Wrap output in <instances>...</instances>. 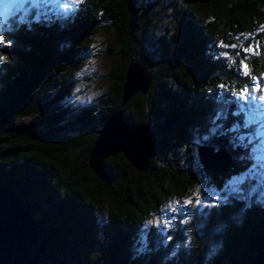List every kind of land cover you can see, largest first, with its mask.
<instances>
[{
	"label": "trees",
	"instance_id": "1",
	"mask_svg": "<svg viewBox=\"0 0 264 264\" xmlns=\"http://www.w3.org/2000/svg\"><path fill=\"white\" fill-rule=\"evenodd\" d=\"M51 14L0 27V185L36 220L30 250L42 244L40 264H249L264 248V195L229 190L213 204H188L187 219L151 227L143 245L136 230L166 196L181 198L195 181L223 193L224 178L252 164L258 124L238 91L264 71V0H82ZM165 16L168 24L156 23ZM103 22L120 62L104 101L75 109L65 102L73 70ZM243 33L251 39L236 37ZM217 40L233 42L230 56ZM248 42L254 52L241 47ZM239 57L249 71L239 72ZM130 58L145 66L148 87L121 104ZM117 109L128 123L146 122L155 142L145 169L117 152L102 158L100 178L87 157ZM198 146L222 148L226 161L206 166Z\"/></svg>",
	"mask_w": 264,
	"mask_h": 264
},
{
	"label": "rangeland",
	"instance_id": "2",
	"mask_svg": "<svg viewBox=\"0 0 264 264\" xmlns=\"http://www.w3.org/2000/svg\"><path fill=\"white\" fill-rule=\"evenodd\" d=\"M81 1L82 0H0V27L10 23L9 19L11 17H13L14 20H23L28 13L34 14V12L36 17L42 16L45 19L52 17L51 12L57 14V17H62L63 15H68ZM161 16H163V14H161ZM153 21H156V19ZM167 21L168 19L165 16L161 21H156V23L164 25L168 24ZM237 35L236 37H240L241 41L246 38L249 40L251 39L248 33ZM232 43V41L229 43L217 40V44L222 46L219 51L222 54H226V56H230L231 54L230 50L234 47ZM241 47L245 50L247 48L248 51L251 49L252 52L257 48V46L253 48L249 47V42ZM119 62L120 53L116 42L115 30L114 28H110L107 23L103 22L99 30L93 34L90 49L84 53L80 64L73 70L72 90L65 101L68 102L67 105L79 109L80 107L95 104L96 102H103L107 95L108 87L112 82L109 72L113 70ZM237 63H239L238 67L240 73L249 71L244 58L239 57ZM238 94L239 97H241V95L244 97L243 100L239 98L240 101L238 105L242 107L245 102L247 112L255 116L258 124L259 134L257 138L252 139L250 145L252 147L251 150L256 152L255 157L251 160L252 164L243 171L226 176L221 186L223 193L212 185H200L205 181H195L193 185L188 188V192L186 191L187 193L185 192L181 198L170 195L166 196L165 200L162 202L160 201L155 210H149L140 220L136 231L138 233V238L141 240H139L141 244H144L145 241H143V239L147 232L150 231L151 227L156 231L157 227L161 226L163 232L165 231L166 225L169 227L173 226L175 219H179L180 222L187 219L188 215L186 209L188 204L196 203L198 206L213 204L217 199L223 198L221 196H224L229 190L234 191L237 195H243L247 191L248 195H255L257 199L264 195V100L260 99V97L264 96V71L261 72V77H256V75L254 76L251 74L248 85L239 89ZM253 96L256 97L255 100L252 99ZM25 120L26 117L16 118L14 122L18 123ZM188 149L189 153L193 151L190 159H192V161L197 160L194 147L190 146ZM202 152L203 155L208 156L206 160L207 163L219 164V161H223V164L226 161L223 150L214 152L212 149L210 150V148H204ZM195 163L197 162L195 161ZM251 177L254 178L252 179L253 181L249 183L252 185L246 190V188H243V183ZM240 178H243L242 183L237 182ZM257 185H260V188H257ZM197 199H199V203L196 202ZM186 201L190 202L185 203ZM94 209L101 216L105 214L104 208L97 209V207H95ZM77 255L79 256V254Z\"/></svg>",
	"mask_w": 264,
	"mask_h": 264
},
{
	"label": "water",
	"instance_id": "3",
	"mask_svg": "<svg viewBox=\"0 0 264 264\" xmlns=\"http://www.w3.org/2000/svg\"><path fill=\"white\" fill-rule=\"evenodd\" d=\"M183 1L204 2L207 0ZM148 81L149 75L143 63L130 58L124 73L121 104L133 92H145ZM154 142V132L146 122L128 123L123 119L121 109H117L96 129L87 164L100 178H105V170L101 164L102 158L120 152L132 166L142 170L148 164ZM204 148L208 147L198 146L199 157L206 166H214V163H207L208 156L203 155L202 152ZM35 224L36 220L31 217L29 211L19 205L17 196L0 185V264H40L39 254L42 244L34 253L30 250L36 244ZM249 264H264V248L253 256Z\"/></svg>",
	"mask_w": 264,
	"mask_h": 264
},
{
	"label": "snow or ice",
	"instance_id": "4",
	"mask_svg": "<svg viewBox=\"0 0 264 264\" xmlns=\"http://www.w3.org/2000/svg\"><path fill=\"white\" fill-rule=\"evenodd\" d=\"M3 42H4V37H3V36H0V43H3ZM5 59H6L5 57L0 56V61H3V60H5ZM252 99L255 100L256 97L253 96ZM260 99L264 100V96L260 97ZM207 138H208V137H205V139H207ZM237 182H238V183H242V182H243V178H240ZM189 202H190V201H186L185 203H189ZM196 202L199 203V202H200L199 199H197Z\"/></svg>",
	"mask_w": 264,
	"mask_h": 264
}]
</instances>
